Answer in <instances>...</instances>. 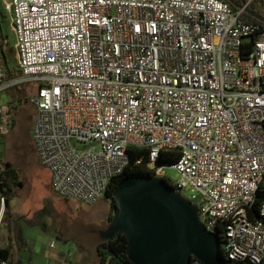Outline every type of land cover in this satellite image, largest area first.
<instances>
[{
  "label": "built area",
  "instance_id": "2783aa9c",
  "mask_svg": "<svg viewBox=\"0 0 264 264\" xmlns=\"http://www.w3.org/2000/svg\"><path fill=\"white\" fill-rule=\"evenodd\" d=\"M4 10L21 77L6 79L0 50V137L11 126L7 93L37 84L31 134L54 193L94 206L131 165L130 150H145L152 176L193 202L208 231L223 227L229 260L264 264V29L241 18L244 8L222 0H4ZM165 151L179 159L160 165ZM5 210L0 198V231ZM45 246L64 252L49 264H72L70 241Z\"/></svg>",
  "mask_w": 264,
  "mask_h": 264
},
{
  "label": "rangeland",
  "instance_id": "374dc122",
  "mask_svg": "<svg viewBox=\"0 0 264 264\" xmlns=\"http://www.w3.org/2000/svg\"><path fill=\"white\" fill-rule=\"evenodd\" d=\"M260 13L264 16V3L260 6ZM2 38H8L12 44L9 50L10 62L17 70L13 46L15 38L10 27V17L4 10V0H0V41H3ZM36 89L35 83L18 84L7 93L10 101L14 97L23 98L24 101L14 110L9 105L11 126L3 135L2 148L3 161L16 168L21 176L13 200V209L25 216L18 229V242L24 247L23 252L27 253L31 247L47 245L52 238H56L59 243L70 241L75 258H85L92 264L94 250L103 240L92 232L91 227L92 224L99 227L101 221H108L110 201L105 197L94 206H86L75 199H63L52 191L50 173L41 166L30 139L35 116V108L30 104V99ZM164 171L170 180H178L174 169L165 168ZM44 231L46 234L43 235ZM6 246L7 230L3 225L0 247Z\"/></svg>",
  "mask_w": 264,
  "mask_h": 264
},
{
  "label": "water",
  "instance_id": "95a60500",
  "mask_svg": "<svg viewBox=\"0 0 264 264\" xmlns=\"http://www.w3.org/2000/svg\"><path fill=\"white\" fill-rule=\"evenodd\" d=\"M244 11L264 23L250 7ZM117 213L103 241L116 234L127 238L126 253L133 264H227L217 232L200 221L198 207L164 179L134 174L122 179L113 194Z\"/></svg>",
  "mask_w": 264,
  "mask_h": 264
},
{
  "label": "trees",
  "instance_id": "16d2710c",
  "mask_svg": "<svg viewBox=\"0 0 264 264\" xmlns=\"http://www.w3.org/2000/svg\"><path fill=\"white\" fill-rule=\"evenodd\" d=\"M227 3L231 9L235 12L243 9L248 5L252 10L260 13V6L264 3V0H222ZM241 18L249 23L260 24L264 29V23L253 18L251 15L243 11ZM21 77V72L17 69L13 71L6 70V79L13 80ZM24 102L23 98L14 97L10 102V108L12 110L18 108L17 106ZM35 118V116H34ZM30 139L33 142L32 134L30 133ZM3 136L0 137V146H3ZM34 145V143H33ZM132 157L131 165L117 178L114 179L110 185L106 197L110 201V216L108 222L111 223L115 214L117 213L116 203L113 200V194L122 179L129 175L142 174L152 175L151 171L147 168V151L132 149L130 150ZM141 158L140 164H135V161ZM179 159V153L175 151H165L162 153L161 158L158 160L160 165H172ZM0 198L5 201V217L4 225L7 230V246L0 247V259L10 260L12 264H15L18 248L16 246V236L21 223L25 220V216L21 212H17L13 209V200L15 198V189L20 185V173L13 166L7 164L2 159V153L0 154ZM53 191V190H52ZM67 200V199H66ZM262 203V195L255 202L251 210V218H260V208ZM218 234L222 242V251L226 259L227 264H241L236 261L229 260L225 254L224 245L226 243L224 236L223 227H218ZM127 238L124 234L118 233L116 236L109 241H102L98 243L96 249L98 253L99 262L98 264H133L126 253Z\"/></svg>",
  "mask_w": 264,
  "mask_h": 264
},
{
  "label": "crops",
  "instance_id": "0c3cea01",
  "mask_svg": "<svg viewBox=\"0 0 264 264\" xmlns=\"http://www.w3.org/2000/svg\"><path fill=\"white\" fill-rule=\"evenodd\" d=\"M11 27V26H10ZM15 38V37H14ZM3 41H0L1 45V58H2V66L5 68V70L13 71V66L11 65L10 62V55H9V50L12 49V44L8 41V38H2ZM15 47V43L13 45ZM16 48H15V58H16ZM16 246L18 248V255L15 261V264H49V259L48 256L52 255V257L59 259L64 257V252L63 250H56L52 251L49 253V250L45 245L41 246H34L31 247L30 250L23 252L24 247L21 246V244L18 242V238L16 236ZM71 263L72 264H91L88 263L85 258L80 259V258H75V254L72 251L71 255ZM99 258H98V253L97 249L94 250V255H93V262L92 264H98Z\"/></svg>",
  "mask_w": 264,
  "mask_h": 264
},
{
  "label": "flooded vegetation",
  "instance_id": "af4514ba",
  "mask_svg": "<svg viewBox=\"0 0 264 264\" xmlns=\"http://www.w3.org/2000/svg\"><path fill=\"white\" fill-rule=\"evenodd\" d=\"M101 222H102V225L101 226L94 227L93 224H92V227H91L92 232L97 233L100 238H101V233L103 232L102 229L104 227H106V225H109V222L107 220H103Z\"/></svg>",
  "mask_w": 264,
  "mask_h": 264
}]
</instances>
